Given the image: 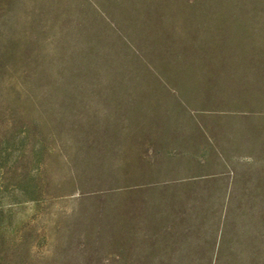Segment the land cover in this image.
<instances>
[{
  "label": "rangeland",
  "instance_id": "374dc122",
  "mask_svg": "<svg viewBox=\"0 0 264 264\" xmlns=\"http://www.w3.org/2000/svg\"><path fill=\"white\" fill-rule=\"evenodd\" d=\"M212 1L0 0V264H264V0Z\"/></svg>",
  "mask_w": 264,
  "mask_h": 264
},
{
  "label": "trees",
  "instance_id": "16d2710c",
  "mask_svg": "<svg viewBox=\"0 0 264 264\" xmlns=\"http://www.w3.org/2000/svg\"><path fill=\"white\" fill-rule=\"evenodd\" d=\"M207 1H208V3L209 2H213L212 0H207ZM237 2H238V4L240 2L243 5H245L246 0H214V3H213V5L211 7L215 6V7H219V8L222 7L223 8L224 5H226V4L230 5L231 3L232 4L234 3L235 6H236ZM199 4L200 5L201 4L204 5L205 3H199ZM204 8H206V9H204ZM209 8H210V6L207 7V5L203 6V8H202V6L198 7L199 13H200V15L203 18L206 16ZM217 19H218V17H217ZM232 22H234V25H235L234 26L235 27L234 30L236 31L235 33L233 32L234 33L233 37L238 40V43H240V44H248V43H250V40H251L254 32L249 30V28H248V26L246 24V20L245 21L240 20V22H239L238 18H234L232 20ZM219 154L222 157V159L225 160V155L223 153H221V152H219Z\"/></svg>",
  "mask_w": 264,
  "mask_h": 264
}]
</instances>
